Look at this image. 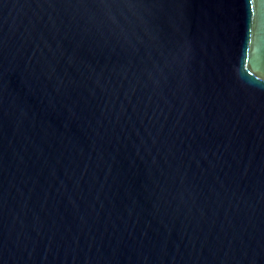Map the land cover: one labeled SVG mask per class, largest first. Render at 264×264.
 Segmentation results:
<instances>
[{"label":"water","instance_id":"95a60500","mask_svg":"<svg viewBox=\"0 0 264 264\" xmlns=\"http://www.w3.org/2000/svg\"><path fill=\"white\" fill-rule=\"evenodd\" d=\"M0 264H264V0H0Z\"/></svg>","mask_w":264,"mask_h":264}]
</instances>
